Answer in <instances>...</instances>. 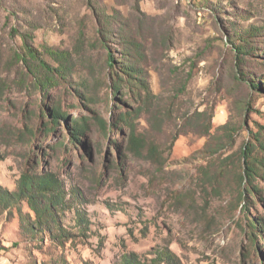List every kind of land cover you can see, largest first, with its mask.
<instances>
[{"label": "rangeland", "instance_id": "374dc122", "mask_svg": "<svg viewBox=\"0 0 264 264\" xmlns=\"http://www.w3.org/2000/svg\"><path fill=\"white\" fill-rule=\"evenodd\" d=\"M14 29L53 67L45 48L67 51L66 79L36 87ZM76 120L90 132L72 140ZM248 142L263 156L264 0H0V185L57 173L52 223L67 231L59 246L47 217L28 231L27 201L26 230L0 207V264H117L166 247L181 264H264V170L242 182Z\"/></svg>", "mask_w": 264, "mask_h": 264}, {"label": "trees", "instance_id": "16d2710c", "mask_svg": "<svg viewBox=\"0 0 264 264\" xmlns=\"http://www.w3.org/2000/svg\"><path fill=\"white\" fill-rule=\"evenodd\" d=\"M14 32H17L21 36L23 42L24 53L17 54L18 61H23L24 66L27 68L28 74L32 77L36 87L41 90H45L49 87L59 85L61 81L66 79L70 70V54L67 51H60L50 47L45 48V51L59 64L57 67H53L47 64L38 55L36 48H34L31 44V36H28L27 33H21L17 29H14ZM100 32L103 37L108 36V32L106 30H102ZM103 45L108 50V57L110 64H112L113 58L109 50V46L105 42H103ZM237 52L239 54L243 53L244 46L237 47ZM114 87L115 89L120 90L122 88V84L115 82ZM144 88L147 92L150 91L148 86H145ZM58 115L59 114L57 112L53 115L52 122H57ZM112 125L116 126L117 124L116 122H113ZM89 132L90 126L87 122H80L76 120L72 124L70 136L72 140H78L80 136L88 134ZM130 147L135 151L140 150L142 147V138L133 134L130 138ZM255 147L256 145L254 143L248 142L242 150V155L247 165L244 170L242 182L247 180L250 183L252 179L258 177L257 173H259L260 177L258 168H263L264 170V152L263 156L254 160ZM246 190L247 188H244L241 191L243 195ZM64 193V183L57 173L44 170L40 174H34L31 170H26L23 171L21 175L17 191H11L0 185V207L7 210L12 206H16L21 228L26 230L27 218L24 215L20 204L27 201L30 208L36 214V219L34 222L29 224L30 228L28 231L40 232L41 228L39 230L37 227L38 225H42V222L40 223V219L47 217L48 219H51V221L48 223L44 231L55 233L52 221L56 217L58 203L57 198L63 199ZM252 227L253 229H258L257 224L252 223ZM56 230L61 234L58 235L55 233L52 236V241L60 246L64 244L63 240L67 231L61 224L56 226ZM42 240H45L44 236H42ZM62 264L69 263L62 261ZM117 264H181V261L169 247H166L144 255H140L137 252L123 254Z\"/></svg>", "mask_w": 264, "mask_h": 264}]
</instances>
